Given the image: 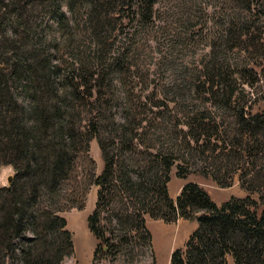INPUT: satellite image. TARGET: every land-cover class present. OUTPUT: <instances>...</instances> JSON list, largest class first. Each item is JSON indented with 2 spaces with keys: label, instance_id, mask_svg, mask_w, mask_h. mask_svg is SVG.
Listing matches in <instances>:
<instances>
[{
  "label": "trees",
  "instance_id": "trees-1",
  "mask_svg": "<svg viewBox=\"0 0 264 264\" xmlns=\"http://www.w3.org/2000/svg\"><path fill=\"white\" fill-rule=\"evenodd\" d=\"M181 8L231 15L206 22L220 29L205 55L179 61L173 43L143 76L129 36ZM260 20L264 0H0V173L15 172L0 188V264L71 258L63 215L85 208L91 186L92 264H155L147 218L196 223L168 264H264ZM187 23L181 34L199 26ZM173 172L221 189L236 177L248 195L218 206L192 182L173 200Z\"/></svg>",
  "mask_w": 264,
  "mask_h": 264
},
{
  "label": "rangeland",
  "instance_id": "rangeland-1",
  "mask_svg": "<svg viewBox=\"0 0 264 264\" xmlns=\"http://www.w3.org/2000/svg\"><path fill=\"white\" fill-rule=\"evenodd\" d=\"M230 15L231 13L228 10L223 12L216 10L209 11V16H206L202 13L200 14V12H197L196 10H189L188 8H181L178 11L160 12L154 15L152 24L148 25V30L140 29L139 32L141 34H139V36L135 34L129 36V40L132 39V42L134 43L133 46L131 45L130 47L132 52L131 56L135 59L140 56V70L143 76H146V73L143 72V70H148L147 66L161 56L159 53L167 54V49H169L173 43H178L180 45L177 47L181 48L179 61L190 63L192 60L197 59L208 52L209 48L206 46V40L210 39V37L220 29L219 26L216 27L212 24H206V22L212 19L223 22ZM255 19L256 18L251 17L249 21L255 22ZM187 20L197 21L199 22V26L194 31H189V29H191L189 28L187 34H181V29L187 28L188 23L185 25ZM260 25L264 32L263 20H260ZM192 35L196 37L193 41V38H191ZM261 39L262 42H264L263 35ZM124 43L127 45L126 42ZM253 58L255 63L263 64L262 67L264 68V59H258L256 54ZM230 60V63H234V61H243L238 55H233V59L230 58ZM156 63L157 61L153 63L154 69V64ZM142 67H144V69H142ZM257 70V77L261 79L260 87H257L259 88L257 89V92L259 93L258 95H260L264 94V69ZM160 76H162V73L157 74L156 77ZM254 105L255 110H260L263 107V101L257 100ZM141 113H143V111ZM90 157L96 162L97 172L100 174L103 168V162L96 140H93L90 144ZM14 174L15 172L11 167H4L0 173V188L6 187L8 185V178ZM192 182L198 183L205 191H207L212 200L218 206L230 198H244L248 195L240 188L236 177L229 188L221 189L212 180L204 179L199 175L193 174L187 179L181 180L176 178L173 172L168 184L170 198L175 200L181 187L186 183ZM97 192L98 188L91 186L86 198L85 208L83 210L73 209L63 215L67 220L68 229L73 235L75 245L74 255L71 258H67L63 264H92L93 262L96 241L89 230L87 220L88 216L92 214L96 207ZM253 198H256V196H253ZM147 223L152 237L155 264H168L170 250L176 247H184L188 236L194 229L191 222L183 219H179L174 223L166 224L162 221L147 218ZM226 264H232L231 258H228Z\"/></svg>",
  "mask_w": 264,
  "mask_h": 264
},
{
  "label": "crops",
  "instance_id": "crops-1",
  "mask_svg": "<svg viewBox=\"0 0 264 264\" xmlns=\"http://www.w3.org/2000/svg\"><path fill=\"white\" fill-rule=\"evenodd\" d=\"M192 224H193V228L195 229L196 228V223L195 222H191ZM193 229V230H194ZM179 247H176V248H172L171 250H170V252H169V254H171V252L173 251V250H175V249H178ZM227 261H228V259H227ZM231 262H232V260H231ZM232 264H233V262H232Z\"/></svg>",
  "mask_w": 264,
  "mask_h": 264
},
{
  "label": "water",
  "instance_id": "water-1",
  "mask_svg": "<svg viewBox=\"0 0 264 264\" xmlns=\"http://www.w3.org/2000/svg\"><path fill=\"white\" fill-rule=\"evenodd\" d=\"M10 181V179H8Z\"/></svg>",
  "mask_w": 264,
  "mask_h": 264
}]
</instances>
